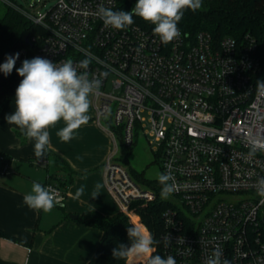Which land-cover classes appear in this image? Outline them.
Segmentation results:
<instances>
[{
  "label": "built area",
  "instance_id": "built-area-1",
  "mask_svg": "<svg viewBox=\"0 0 264 264\" xmlns=\"http://www.w3.org/2000/svg\"><path fill=\"white\" fill-rule=\"evenodd\" d=\"M6 2L40 31L27 48H0V64L16 53L14 68L37 56L86 61L78 72L100 81L94 120L111 142L104 185L136 228L142 224L134 203L153 202L161 191L136 181L120 151L143 135L161 173L171 172L175 190L162 199L168 207L161 214V256L206 264L219 250L229 264H264V197L256 191L264 150L249 155L251 141L264 139V89L257 86L264 79L254 38L180 30L164 44L154 27L105 26L95 13L101 5L119 11L117 0H55L43 14ZM43 186L55 191L58 204L64 201L61 181L49 176Z\"/></svg>",
  "mask_w": 264,
  "mask_h": 264
},
{
  "label": "crops",
  "instance_id": "crops-1",
  "mask_svg": "<svg viewBox=\"0 0 264 264\" xmlns=\"http://www.w3.org/2000/svg\"><path fill=\"white\" fill-rule=\"evenodd\" d=\"M14 110L15 101L0 116V152L8 157L0 172V230L24 244L0 238V264H87L101 231L85 225L79 216L87 211L103 216L120 212L104 185L103 165L111 142L94 120L93 95L89 120L72 139L65 142L57 135L65 126L63 120L47 129L50 143L41 158L34 154L35 141L5 121ZM42 160L47 163L41 165ZM49 176L62 182L64 201L49 212L29 209L23 203L24 195L33 182L43 185ZM81 188L83 192L77 196Z\"/></svg>",
  "mask_w": 264,
  "mask_h": 264
},
{
  "label": "clouds",
  "instance_id": "clouds-1",
  "mask_svg": "<svg viewBox=\"0 0 264 264\" xmlns=\"http://www.w3.org/2000/svg\"><path fill=\"white\" fill-rule=\"evenodd\" d=\"M202 7V0H136L131 11H113L110 7L99 6L95 15L105 26L115 29H124L134 23L133 16H139L144 21L154 25L153 32L158 35L161 42L168 44L180 35L179 21L184 10L193 12ZM19 58V53L9 55L0 72L9 75ZM78 68L87 69V62L82 61L74 65L71 59L53 62L43 57L25 59L16 69L22 77L15 90V110L4 117L9 125L19 128L21 134L34 143V154L37 158L45 155L50 143V134L47 129L63 120L65 126L57 132L62 141H69L73 133L89 120L87 115L90 108V96L100 88V81L90 80L87 71L78 72ZM258 88L264 89V81H257ZM249 155L258 150H264V139L256 138L251 141ZM158 182L162 186L161 199L168 197L175 190V182L171 172L158 174ZM172 181V183H169ZM99 187V185H97ZM257 194L264 197V177L257 180ZM83 189L77 191V196ZM23 203L31 210L49 212L59 200L50 187L33 182L31 191L24 195ZM130 243H119L112 250L114 259H122L136 254L150 253L153 245L158 243L150 235H142L135 227L127 229ZM170 241H166V244ZM222 253L216 250L212 253L206 264H229L221 259ZM148 264H176L173 256L164 258L160 255L151 256Z\"/></svg>",
  "mask_w": 264,
  "mask_h": 264
},
{
  "label": "trees",
  "instance_id": "trees-1",
  "mask_svg": "<svg viewBox=\"0 0 264 264\" xmlns=\"http://www.w3.org/2000/svg\"><path fill=\"white\" fill-rule=\"evenodd\" d=\"M136 0H117L118 10L131 11ZM264 1L263 0H202V7L195 12L184 10V15L178 23L180 30L194 34L200 30L210 32L214 37L231 36L241 40L246 34L251 35L256 42L257 55L261 62L260 76L264 79ZM134 23L144 29L154 27L139 16H133ZM40 29L31 23L18 11L8 5L5 14L0 17V48L5 52H14L20 48H27L24 38L39 32ZM17 68L5 76L0 72V116L15 100V90L22 77ZM131 148L120 151L119 161L126 163V155ZM8 157L0 152V172L3 170ZM62 162V160H60ZM134 179L159 193L162 186L158 180H149L142 172L129 169ZM60 182V181H59ZM62 184V182H61ZM134 211L141 221L142 227L137 228L142 235H150L158 243L153 245L150 253L130 255L122 259H114L112 250L119 243L129 244L127 229L135 227L121 212L113 216H103L99 213L87 211L79 216L81 221L90 227L100 229L101 237L95 254L87 264H148L151 256L160 255L159 235L161 231V214L168 207V203L159 196L153 202L134 203ZM136 228V227H135ZM0 238L10 239L20 244L21 240L0 230Z\"/></svg>",
  "mask_w": 264,
  "mask_h": 264
},
{
  "label": "rangeland",
  "instance_id": "rangeland-1",
  "mask_svg": "<svg viewBox=\"0 0 264 264\" xmlns=\"http://www.w3.org/2000/svg\"><path fill=\"white\" fill-rule=\"evenodd\" d=\"M13 2L23 9L28 10L33 14H43L50 9L55 0H7ZM8 8L6 0H0V17H2ZM148 144V141L143 135H138L132 148L126 155V163H123L127 168L136 172H142L144 177L149 180H158L160 171V161L155 152Z\"/></svg>",
  "mask_w": 264,
  "mask_h": 264
},
{
  "label": "water",
  "instance_id": "water-1",
  "mask_svg": "<svg viewBox=\"0 0 264 264\" xmlns=\"http://www.w3.org/2000/svg\"><path fill=\"white\" fill-rule=\"evenodd\" d=\"M24 40H25L26 43H28V38L27 37H25ZM71 217L72 218H77V216H71Z\"/></svg>",
  "mask_w": 264,
  "mask_h": 264
}]
</instances>
